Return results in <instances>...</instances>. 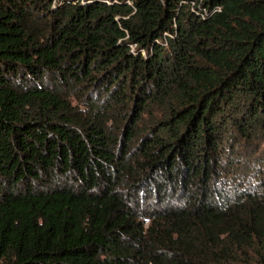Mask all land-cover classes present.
Masks as SVG:
<instances>
[{
    "label": "trees",
    "instance_id": "trees-1",
    "mask_svg": "<svg viewBox=\"0 0 264 264\" xmlns=\"http://www.w3.org/2000/svg\"><path fill=\"white\" fill-rule=\"evenodd\" d=\"M0 264H264V0H0Z\"/></svg>",
    "mask_w": 264,
    "mask_h": 264
},
{
    "label": "built area",
    "instance_id": "built-area-1",
    "mask_svg": "<svg viewBox=\"0 0 264 264\" xmlns=\"http://www.w3.org/2000/svg\"><path fill=\"white\" fill-rule=\"evenodd\" d=\"M192 9H197L198 12L202 15V16H207L208 14V10L204 9V8H195L193 5H192Z\"/></svg>",
    "mask_w": 264,
    "mask_h": 264
}]
</instances>
